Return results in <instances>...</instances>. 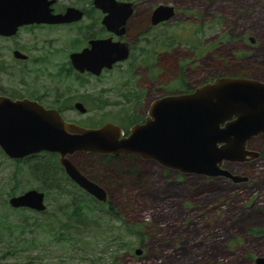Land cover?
I'll list each match as a JSON object with an SVG mask.
<instances>
[{
	"label": "rangeland",
	"instance_id": "obj_1",
	"mask_svg": "<svg viewBox=\"0 0 264 264\" xmlns=\"http://www.w3.org/2000/svg\"><path fill=\"white\" fill-rule=\"evenodd\" d=\"M88 1L58 0L57 8L87 7ZM134 1L141 11L159 1L176 8V15L155 32L162 36L157 51L161 67L154 69L150 60L140 63L135 56L127 62L130 70L89 80L81 88L86 96H81L91 110L76 116L82 123L112 121L129 128L165 93L184 92L188 85L196 87L221 76L264 81V0ZM69 33L59 27L36 26L14 37H0V94L59 95L62 84L50 73L55 72L56 62L68 58L55 50ZM41 45L53 53L50 68L41 61L22 64L13 56V49L20 46L38 58L45 54ZM89 92L104 106L91 104ZM250 145L260 153L258 158L225 162L224 167L233 173L248 177L239 183L183 174L138 157L112 160L109 178L101 184L109 193L107 203L114 204V216L107 213V203L68 178L57 154L15 160L0 148V264H26L37 257L48 258L45 264L253 263L264 256V234H257L264 229V134L252 138ZM85 158H90L84 171L89 177H105L100 156L74 157L78 162ZM120 166H137L139 171L131 177L120 176ZM33 188L45 192V211L11 206L12 196ZM83 196L100 203L93 207L96 213H100L98 207L104 209L108 223L94 224L84 232L62 231L60 222L70 213L69 205ZM138 248L141 254L136 253Z\"/></svg>",
	"mask_w": 264,
	"mask_h": 264
},
{
	"label": "water",
	"instance_id": "obj_2",
	"mask_svg": "<svg viewBox=\"0 0 264 264\" xmlns=\"http://www.w3.org/2000/svg\"><path fill=\"white\" fill-rule=\"evenodd\" d=\"M55 2L0 0V34L14 35L24 24L66 22L82 17L83 11L72 6L65 13H54ZM95 4L109 11L108 23L120 8L127 11L125 18L133 12L131 2L95 0ZM174 14L173 6L160 5L153 13L154 23L167 21ZM94 51L95 43L92 49L73 54V62L84 68L81 64L86 65ZM15 54L26 57L18 50ZM127 57L125 52L108 64ZM260 134H264V81L251 77L221 76L193 92L158 97L151 103L145 122L133 125L126 136L123 127L114 122L86 127L65 120L59 111L37 101L0 95L3 152L12 159L41 152L58 153L69 178L102 203L109 201L108 190L76 165L71 158L75 153L137 155L183 174L224 177L239 183L248 177L223 165L258 158L260 153L249 149L247 143ZM45 197V192L33 188L12 196L9 202L15 208L42 212L47 209ZM142 251L138 248L136 253ZM250 264H264V256Z\"/></svg>",
	"mask_w": 264,
	"mask_h": 264
},
{
	"label": "flooded vegetation",
	"instance_id": "obj_3",
	"mask_svg": "<svg viewBox=\"0 0 264 264\" xmlns=\"http://www.w3.org/2000/svg\"><path fill=\"white\" fill-rule=\"evenodd\" d=\"M117 1L131 2L133 12L128 17L125 18V14L127 11L124 8H120L118 9V12H117L118 15L114 16L108 23L107 15L109 14V11L106 12L101 7H97L95 4V0L88 1L87 7H77V6L69 5V6L63 7L62 9L57 8L58 0H56V2L52 5L54 9L53 10L54 13H65L67 11V8L72 6V7L79 8L83 11L82 17L77 20L66 21V22L24 24L19 27L17 33L14 35L8 36V35L0 34V37L10 38V37H14L18 35L22 29H26V28L30 29L31 27H36V26H41V27L46 26L50 28L59 27L61 29H65V34L70 32L67 36H65L64 34L65 37L63 38L61 42L60 48L55 50L56 52L60 53V57L63 54H66L68 55V58L62 62H59V63L56 62L53 65L55 67V72L50 73V75H52L54 79H58V82L62 84V87H63V89H61L62 92L59 93V95L57 96H50V95H47L45 92H43V94H36V92H34L35 94L34 93L24 94V95L17 94V96H12L11 98L17 99V100L29 99V100L37 101L40 104L44 105L46 108L55 109L59 111V113L63 116L65 120L70 121V122H75L79 125L86 126V127H99L107 122H112V121L98 122L99 124L89 125V124H84L77 119L76 117L77 114H80V113L85 114L91 110V108H89L88 106V101H86L85 98L82 97V96H86V95H83L86 93V91H81V88L84 87L85 85L87 86L89 83V80H93V79H95L96 81L101 80V79L103 80L104 79L103 77L105 75H110L116 72V70H120V69L130 70V64H127V62L132 60V58L135 56H138V58H135V60L140 63H144L150 60L152 68L154 69L160 68L161 65L158 61L159 57L157 55V51L159 47L160 48L162 47V36L159 33L156 34L155 32L159 28L163 27V24L165 22L170 20L169 19L167 21H161L157 24L154 23L153 13L158 6L164 4L163 1H159L158 3H153V6H151L150 8L144 7L142 11L139 10L138 1H134V0H117ZM165 5H171V4H165ZM171 6H173L175 9V14H174L175 16L176 8L174 5H171ZM93 13H96V14H93ZM53 40L56 41L55 39ZM46 43L52 44V46L55 44V42H49L48 40H46ZM94 43H95L96 51H94L91 54L92 57L90 56V58L87 59L88 63L86 65L81 64V66L84 68L76 66L75 63L73 62L72 55L75 53H81L86 49H92L94 46ZM46 47H49V46L47 45ZM43 48L44 47H42L41 45L40 50H42V52L45 54H43L42 56L38 58H35L28 51L24 50V48L20 46L15 47L12 53H13L14 58L19 63L28 64L32 61H38V62L41 61L46 64L47 68H50V65L52 63L49 60L52 58L53 53H49L50 49L44 50ZM17 50L20 51L21 54L26 57L17 56L15 54V51ZM125 52H128L127 58L122 59V60H116L115 62H113V64H111V66H109L108 63H110L112 59L115 58V56L123 55L125 54ZM27 70L28 69H24L23 71H27ZM44 70L46 69L44 68ZM213 80H210V81H213ZM197 87L198 86L191 87V85H188L187 91L175 92V93L169 92V93H165L161 95L160 97L165 96V95L183 94V93L193 92ZM91 94L93 93L89 94L90 103L98 107H103L104 103L100 101L99 97L93 96ZM0 95H4V94H0ZM79 103H81L82 106H78ZM150 106L148 108L147 114L142 119L135 121L129 128L127 127L125 128L122 125L125 136L129 135L130 129L133 125L145 122L146 117L149 114ZM81 108L86 109V111H82ZM258 136H255V137H258ZM251 139L247 143V147L249 149H251V145H250ZM42 153H51V152H41V153L34 154L28 157L40 155ZM51 154H57L58 159H59L58 153H51ZM87 154L91 156L93 155H99L100 157L103 156L101 154L84 153V152H77L74 155H72L71 158L76 163V165L79 166V168H81L83 172L84 170L81 167V164H80L81 162L80 161L78 162L77 160H75L76 158L74 159V157H77L80 155H87ZM108 156L112 160L115 159L114 157L119 159V157L121 156L127 157V158H133V157L141 158L140 156H137V155H119V156L108 155ZM15 160H23V159H15ZM147 160H150V159H147ZM60 166L64 170V167L61 165V163H60ZM223 166H225V163ZM212 178H217V177H212ZM45 260L47 261L49 259L41 258V257L29 258V261H25V263L26 264H45L44 263Z\"/></svg>",
	"mask_w": 264,
	"mask_h": 264
},
{
	"label": "trees",
	"instance_id": "obj_4",
	"mask_svg": "<svg viewBox=\"0 0 264 264\" xmlns=\"http://www.w3.org/2000/svg\"><path fill=\"white\" fill-rule=\"evenodd\" d=\"M87 155L91 156L89 154H87ZM84 156H86V155H84ZM114 158H115L114 161H118V159L116 157H114ZM101 159H102L101 161L103 162V164L106 167L105 168L106 174H104L105 177H101L98 175H96V176L93 175L92 178L90 177L91 179L97 181L100 184L103 183V179L109 178V177H107L108 176L107 172L110 171L109 170V164L112 161V159H110V157L108 155H103L101 157ZM87 160H90V158ZM87 160L85 158L80 163L81 167L84 171H85ZM115 165L119 167V163L116 162ZM131 165L132 164H130V166ZM130 166H127V167L120 166V171H119L120 176L126 174L127 176L129 175L128 177H131V175H134L135 173H137L139 171V168L137 166H134V167H130ZM91 201H92V204H91ZM94 203H98V202L93 201L90 198H86L85 196H83V198L82 197L75 198L74 201L72 202V204L69 205V208H71V211L69 214H67V218L64 219L62 222H60L59 227L61 228V230L65 231V232H69V234H71L72 228L76 229V232H80V231L84 232V231L89 230L92 226H94V224L104 225L106 222L108 223V220H105V218L102 214L104 209L102 207H98L97 210L100 213H96V208L93 207ZM98 204H100V203H98ZM107 205L109 206L107 213L109 215L114 216L116 214L114 212V210H115L114 204L112 203V201H110L109 203H107ZM79 227H81L83 230H78ZM250 231L254 233L256 230H254V228H252V229H250ZM259 233L264 234V229L257 231V234H259ZM63 235H64V233H62V238L64 237ZM67 239L70 240V238H67ZM9 250H12V248H9Z\"/></svg>",
	"mask_w": 264,
	"mask_h": 264
}]
</instances>
